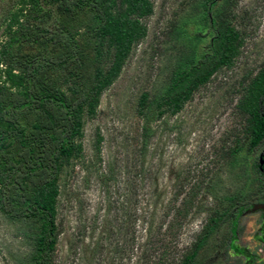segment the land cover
Instances as JSON below:
<instances>
[{
  "label": "rangeland",
  "instance_id": "rangeland-1",
  "mask_svg": "<svg viewBox=\"0 0 264 264\" xmlns=\"http://www.w3.org/2000/svg\"><path fill=\"white\" fill-rule=\"evenodd\" d=\"M16 1L0 0V20ZM236 1L231 17L243 42L231 66L216 71L178 112L158 117L153 110L147 123L151 133L144 137L139 96L158 93L181 56L208 47L225 3L214 0L204 10L202 0H152L145 36L100 94L95 115L85 116L81 155L59 174L54 264L176 263L218 197L255 189L256 183L244 177L242 156L230 165L219 155L240 133L234 103L242 78L264 59V0ZM263 149L264 143L253 155L261 170ZM192 184L200 190L190 212L176 216L170 227L175 207ZM28 231L24 220L9 221L0 214V264L29 263ZM215 236L200 251V260L264 264V203L238 206ZM221 240L227 241L226 260L215 254L223 250L216 244Z\"/></svg>",
  "mask_w": 264,
  "mask_h": 264
},
{
  "label": "trees",
  "instance_id": "trees-1",
  "mask_svg": "<svg viewBox=\"0 0 264 264\" xmlns=\"http://www.w3.org/2000/svg\"><path fill=\"white\" fill-rule=\"evenodd\" d=\"M213 1L202 0L204 10ZM236 2L225 0L206 49L195 47L181 56L158 93L151 97L141 93L138 106L145 120L144 137L151 133L147 123L153 110H158V117L165 111L178 112L216 71L231 66L243 42L231 17ZM14 5L0 20V214L9 221L28 223L32 246L28 264H54L59 174L81 155L78 140L84 118L95 115L100 94L115 81L133 47L145 36L144 19L153 2L17 0ZM237 90L234 108L240 133L219 155L230 165L242 156L244 177L256 187L218 197L189 248L173 264H207L198 255L217 238L216 232L234 209L251 200L264 203V155L263 170L253 159L264 143V59L253 74L244 75ZM199 190L198 184L189 187L169 226H175L176 216L184 218L190 212ZM162 244L163 250L168 249ZM216 244L224 246L216 256L228 259L227 241Z\"/></svg>",
  "mask_w": 264,
  "mask_h": 264
},
{
  "label": "flooded vegetation",
  "instance_id": "flooded-vegetation-1",
  "mask_svg": "<svg viewBox=\"0 0 264 264\" xmlns=\"http://www.w3.org/2000/svg\"><path fill=\"white\" fill-rule=\"evenodd\" d=\"M263 150H264V149H263ZM263 155H264V151H263V153H262V155H261V156L263 157ZM262 163H263V161H262ZM262 170H263V167H262Z\"/></svg>",
  "mask_w": 264,
  "mask_h": 264
}]
</instances>
